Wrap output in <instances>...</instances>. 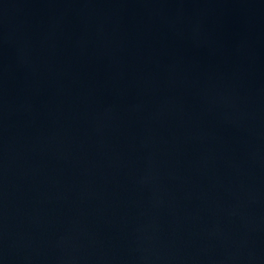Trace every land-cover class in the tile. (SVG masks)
<instances>
[{"label":"water","instance_id":"obj_1","mask_svg":"<svg viewBox=\"0 0 264 264\" xmlns=\"http://www.w3.org/2000/svg\"><path fill=\"white\" fill-rule=\"evenodd\" d=\"M0 264H264V0H0Z\"/></svg>","mask_w":264,"mask_h":264}]
</instances>
